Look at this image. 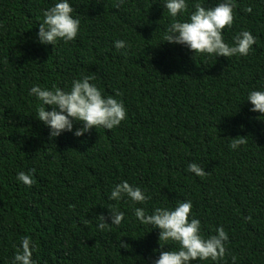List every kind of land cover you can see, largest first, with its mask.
Here are the masks:
<instances>
[{"label": "trees", "instance_id": "16d2710c", "mask_svg": "<svg viewBox=\"0 0 264 264\" xmlns=\"http://www.w3.org/2000/svg\"><path fill=\"white\" fill-rule=\"evenodd\" d=\"M69 2L80 30L52 46L39 44L36 32L53 0H0V264H10L23 236L35 242L36 264H149L174 249L171 242L160 249L158 230L139 224L124 200L107 199L121 180L146 190L149 214L191 200L205 236L216 226L228 234L225 264L232 256L264 264V120L244 101L264 88V0H235L232 28L223 32L231 43L250 31L253 50L215 60L163 42L170 21L162 0L119 8L116 0ZM116 39L128 42L126 54L113 48ZM81 75H94L106 95L119 93L126 119L50 139L28 89L68 88ZM238 136L245 143L231 150ZM189 162L207 174L187 172ZM29 169L34 183L26 187L15 177ZM113 207L124 212L120 226L97 231V216L107 222Z\"/></svg>", "mask_w": 264, "mask_h": 264}, {"label": "clouds", "instance_id": "9594fccd", "mask_svg": "<svg viewBox=\"0 0 264 264\" xmlns=\"http://www.w3.org/2000/svg\"><path fill=\"white\" fill-rule=\"evenodd\" d=\"M125 0H116L119 8ZM163 12L166 11L169 23L165 28L162 40L169 45H178L188 50L193 56L245 57L253 50L256 37L246 29L236 32L231 37V43L225 42L223 32L232 28L235 0H215L213 6H205V0H194L189 11V0H162ZM251 13L252 7L243 9ZM186 17V18H184ZM80 18L69 0H53L51 6L42 12V22L36 32V41L41 45H56L58 42L73 41L80 30ZM113 48L124 50L126 54L129 44L124 39L113 41ZM94 75H81L71 81L70 87L51 88L34 84L28 89V95L35 98L37 108L35 119L48 129L49 138L59 137L69 132L74 137H81L90 130L102 128L111 130L118 127L126 119V108L122 100L116 96L106 95L93 83ZM244 101L250 105L249 111L257 113V119L264 120V88L249 90ZM243 101V102H244ZM46 107L49 109L46 111ZM74 124H79L74 130ZM245 141L242 137L231 139L229 148L237 149ZM187 172L196 177H204L207 173L199 164L189 162ZM35 169L16 173L15 179L24 186L34 183ZM110 201L124 200L131 206L133 216L139 224L158 230L160 249L169 242L174 249L159 250L155 259L149 264H225L228 234L223 226H216L213 234L205 236L201 231L200 220L191 212V200H178L174 207H156L149 214L143 205L151 199L145 189L121 180L111 187L107 196ZM137 205H140L137 207ZM71 208L72 206L69 205ZM97 231H103L110 226L119 227L124 219V212L113 207L106 218L98 215ZM250 217H245V220ZM14 252L10 264H36L33 252L35 242L28 236H23L18 245H13ZM120 247H126L122 242ZM157 250H154V253ZM236 264V257H231Z\"/></svg>", "mask_w": 264, "mask_h": 264}]
</instances>
